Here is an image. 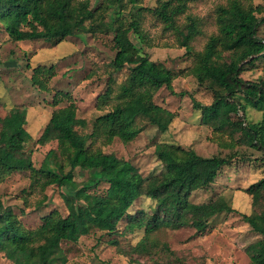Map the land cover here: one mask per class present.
Wrapping results in <instances>:
<instances>
[{"label":"rangeland","instance_id":"1","mask_svg":"<svg viewBox=\"0 0 264 264\" xmlns=\"http://www.w3.org/2000/svg\"><path fill=\"white\" fill-rule=\"evenodd\" d=\"M95 21H87L86 32L65 40L13 42L0 24V117L11 115L13 130H25L27 151L32 154L34 166L39 169L50 150L58 144H38L52 114L69 105L76 108L77 118L85 125L77 131L85 136L92 150L115 154L138 168L144 179L152 180L155 187L165 181L164 169L155 155V146L170 143L191 148L202 157H231L211 186L195 192L191 201L203 204L224 199L235 210L211 219L209 230L196 235L191 227L172 229L164 227L150 235L151 251L139 254L134 248L144 239V230L125 236L109 237L95 231L77 244L64 243L67 264H251L247 249L261 236L243 220L242 215L259 212L246 193L249 187L264 177V155L246 134V124L258 123L262 114L252 107L246 112L239 109L210 124L202 122V111L196 104L211 107L217 100L227 101L226 93L210 82L200 85L192 69L195 55L204 51L212 36L219 35L218 8L233 0H182L186 11L176 18V26L184 29L190 19H196L200 33L190 41L192 55L180 45V36L166 27L153 10L164 2L171 6L178 0H139L134 7L130 0L123 4L110 0H88ZM245 6L262 8L258 18L264 17L262 0H240ZM122 10V14L121 13ZM137 20L143 35L141 42L131 39L140 53L155 63H162L174 75L173 91L163 87L151 89L154 104L170 111L174 120L166 133L151 127L144 120L136 126L143 131L129 143L119 138L109 140L107 128L97 126V120L122 103V87L131 70L139 63L134 55L121 72L112 66L116 57L114 38L121 22ZM258 36L264 41V23ZM38 67L45 71L37 73ZM53 69L48 73L49 69ZM36 77L37 84L33 83ZM242 78L264 81V58L246 65ZM243 104H246L242 100ZM221 107V105H220ZM88 174L76 171V181L82 183ZM103 185L99 192H104ZM72 195L70 188L51 186L42 190L32 187L31 173H15L0 185V199L11 207L28 230L38 228L53 211L68 214L65 197ZM154 202L140 198L129 210L130 215L150 211ZM127 224H119L122 232ZM117 239L113 246L110 240ZM164 246L168 247L166 251ZM16 251L0 255V264H13Z\"/></svg>","mask_w":264,"mask_h":264},{"label":"trees","instance_id":"2","mask_svg":"<svg viewBox=\"0 0 264 264\" xmlns=\"http://www.w3.org/2000/svg\"><path fill=\"white\" fill-rule=\"evenodd\" d=\"M178 1L175 6L164 2L153 13L167 28L179 34L180 45L187 55H192L190 41L200 29L196 19H190L184 29L176 26V18L186 11V4ZM110 2L123 4L124 0ZM138 2L130 0L134 7ZM261 13L262 8L245 6L240 0L219 7V35L209 39L203 52L194 54L195 66L191 73L200 85L210 82L226 93V102L220 99L211 107L195 105L202 111L204 124L239 109L246 112L247 107L262 114L260 122L246 124L244 131L264 155V81L242 78L246 65L264 58V41L258 36L260 24L264 23V17L257 16ZM96 19L88 0H0V24L13 42L77 37L86 32L87 21ZM131 35L143 41L139 21L121 22L114 38L117 53L112 66L116 72H121L134 55L139 57V63L132 68L122 87V103L97 120V126L107 128L110 141L119 138L123 143L132 142L143 131L144 127L136 126L138 120L146 121L163 134L174 120L173 113L154 104L151 92L163 87L173 91L172 71L141 54ZM43 71L45 68L36 69L37 73ZM52 71L51 68L48 73ZM33 83H38L35 76ZM84 125L73 105L55 111L38 144L56 142L58 148L50 150L37 169L32 154L26 149L24 128L13 130L11 115L0 117V185L15 173L29 171L32 187L45 190L57 186L72 190V195L65 197L68 214L62 216L53 211L34 230L26 229L14 210L0 199V255L7 256L13 248L16 251L13 264H67L63 244H77L95 231L114 237L144 230L145 237L134 250L148 254L150 235L164 227H191L196 235H201L209 230L211 219L235 212L222 198L203 204L191 201L195 192L215 183L221 171L230 165L231 157L206 158L191 148L157 144L155 155L164 169L165 181L152 187V180L144 179L131 162L115 154L92 150L85 136L77 131ZM78 169L88 174V179L82 183L76 181ZM103 185L108 186L106 191L99 192ZM246 193L251 196L253 207L260 211L242 215L243 220L261 236L248 247L247 253L251 264H264V177ZM140 198L151 200L154 207L148 212L130 215L129 210ZM124 218L127 224L119 232ZM110 243L118 245L115 238ZM164 248L168 250L167 246Z\"/></svg>","mask_w":264,"mask_h":264}]
</instances>
